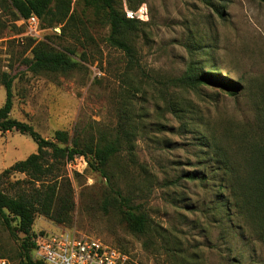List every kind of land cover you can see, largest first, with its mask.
Listing matches in <instances>:
<instances>
[{
  "label": "rangeland",
  "instance_id": "1",
  "mask_svg": "<svg viewBox=\"0 0 264 264\" xmlns=\"http://www.w3.org/2000/svg\"><path fill=\"white\" fill-rule=\"evenodd\" d=\"M141 2L148 18L124 33L134 49L129 58L107 40L101 0H48L32 44L23 35L24 17L10 0H0V79L3 73L12 79L10 116L48 139L66 130L82 147L113 140L120 123L131 138L104 172L88 166L89 154L61 164L53 209L61 221L37 214L32 230L98 239L120 250L123 264H180L170 255L175 245L187 250L192 264H264V244L255 236L245 232L226 241L213 210L216 204L222 211L221 171L200 146L214 135L242 161L240 140L260 138L264 0H132ZM37 41L73 50L79 65L66 72L30 71L27 61ZM208 69L243 88L231 95L218 77L188 82L186 76ZM4 100L0 84V106ZM36 149L28 135L0 132V172ZM183 171L207 178L176 180ZM24 177L16 173L8 181ZM6 186L8 193L18 188ZM69 189L71 202L64 206ZM119 195L147 216L145 234L131 231ZM19 241L0 220V256L15 263Z\"/></svg>",
  "mask_w": 264,
  "mask_h": 264
},
{
  "label": "trees",
  "instance_id": "2",
  "mask_svg": "<svg viewBox=\"0 0 264 264\" xmlns=\"http://www.w3.org/2000/svg\"><path fill=\"white\" fill-rule=\"evenodd\" d=\"M10 2L17 11L18 17L27 18L33 14L45 20L44 13L48 0H10ZM101 3L106 9L109 22L110 32L107 37L109 44L132 58L134 49L125 39L124 33L134 23L141 21L127 18L120 0L118 6L115 0H101ZM129 5L130 8H135L138 3L133 5L130 0ZM65 15L66 13L58 17L57 22H62ZM47 24H51V19L47 21ZM25 38L29 40V44L35 41V38ZM73 53L71 49L59 50L46 41H37L31 48L32 57L27 61V68L34 73L66 72L79 65V62L73 58ZM186 77L191 84L214 81L213 78L218 77L221 79L219 83L227 88L231 95H235L238 89L243 88L239 82L230 81L209 69ZM0 84L5 89V100L0 106V132L16 131L28 135L37 145L36 152L29 154L23 160L14 162L0 172V220L10 234L20 240L18 251L14 256L16 262H10V264H47L32 256L34 247L32 225L37 214L61 221L58 219L61 214L56 211V208L53 213L54 201L61 183L60 165L77 155L89 154L91 160L88 161V166L104 172L107 162L123 147L122 145L129 146L130 131L120 123L118 134L113 140L105 143L99 141L95 145L86 144L83 147L80 145L78 136H70L66 130H55L51 138H44L32 125L10 116L13 90L12 79L7 73L2 74ZM259 131V139L252 134L250 139L240 140L245 150L241 152L242 161L233 158L228 144L214 135H210L209 139L200 143L201 148L206 149L209 159L217 164V171H221L220 178H217L219 182L217 192L224 199L222 211L216 204L213 210L218 215L220 225L222 223L225 227L227 242L233 240L235 236H243L246 232L248 236L253 235L255 240L264 244V118L259 125ZM16 173L24 174L25 177L16 179L12 183L8 181ZM206 176L197 171H183L176 180L200 182V179L204 180ZM7 184L18 185V188L13 186L14 192L8 193ZM119 197L120 204L125 208V220L131 231L145 234L149 223L147 216L135 211L128 203L129 198L121 195ZM70 202L69 189L67 195L61 199V203L66 206ZM169 249L171 257L180 264H192L186 249L176 245Z\"/></svg>",
  "mask_w": 264,
  "mask_h": 264
},
{
  "label": "built area",
  "instance_id": "3",
  "mask_svg": "<svg viewBox=\"0 0 264 264\" xmlns=\"http://www.w3.org/2000/svg\"><path fill=\"white\" fill-rule=\"evenodd\" d=\"M124 14L129 19L147 20L148 7L144 2L130 8L129 0H120ZM26 32L24 36L37 38L40 30L39 18L30 15L21 19ZM59 32L58 27L53 28ZM32 256L47 264H123L125 255L115 247L91 237H78L66 231H34ZM0 264H10L0 257Z\"/></svg>",
  "mask_w": 264,
  "mask_h": 264
}]
</instances>
